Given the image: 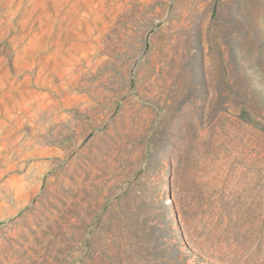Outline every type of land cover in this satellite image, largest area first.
Returning <instances> with one entry per match:
<instances>
[{
	"label": "rangeland",
	"instance_id": "1",
	"mask_svg": "<svg viewBox=\"0 0 264 264\" xmlns=\"http://www.w3.org/2000/svg\"><path fill=\"white\" fill-rule=\"evenodd\" d=\"M0 264H264V0H0Z\"/></svg>",
	"mask_w": 264,
	"mask_h": 264
}]
</instances>
